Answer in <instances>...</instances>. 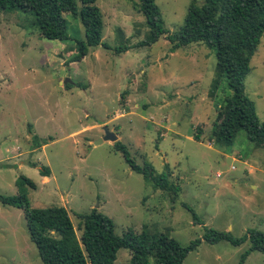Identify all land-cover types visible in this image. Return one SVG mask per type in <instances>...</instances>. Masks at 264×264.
<instances>
[{"label": "rangeland", "instance_id": "obj_1", "mask_svg": "<svg viewBox=\"0 0 264 264\" xmlns=\"http://www.w3.org/2000/svg\"><path fill=\"white\" fill-rule=\"evenodd\" d=\"M154 2L172 33L183 25L190 2L202 0ZM94 4L104 47L87 48L79 61L76 42L84 36L78 18L63 16L68 39L56 41L39 36L30 14L0 12V195L23 193L30 208H64L76 236V215L90 209L108 217L117 236L131 229L166 235L181 246L199 238L203 226L233 237L248 229L264 233V145H252L243 131L230 145L207 139L230 95L223 78L214 96L208 94L213 52L199 43L169 52L164 37L137 47L147 25L135 0ZM121 47L127 49L114 52ZM243 84L264 122V33ZM197 126L199 141L193 139ZM103 127L136 164L168 175L179 188L174 201L130 171L113 142L94 144ZM20 177L34 187L19 184ZM247 248L201 242L182 264H238ZM128 260L120 249L113 264ZM0 264H41L22 212L1 204ZM243 264H264V256L251 252Z\"/></svg>", "mask_w": 264, "mask_h": 264}, {"label": "trees", "instance_id": "obj_2", "mask_svg": "<svg viewBox=\"0 0 264 264\" xmlns=\"http://www.w3.org/2000/svg\"><path fill=\"white\" fill-rule=\"evenodd\" d=\"M96 0H0V12L19 10L32 16V25L39 36L46 40L68 39L64 15L78 18L84 40L76 42L77 55L81 60L87 51L101 43L102 20ZM135 8L147 25V31L137 47H149L159 38L169 43V52L192 43H199L211 50L215 58L214 78L208 91L214 96L221 78L226 82L230 95L225 96L218 107L215 122L208 141L214 145H230L236 133L243 131L249 143L264 145V122L259 123L255 107L244 94L249 62L256 52L264 33V0H202L197 6L188 5L183 25L169 33L164 28L154 0H135ZM127 47L116 48L115 53ZM201 130L195 127L193 139L200 140ZM113 149L123 157L130 171L139 174L153 190L168 193L174 201L179 188L168 180L165 173L155 174L149 164H136L130 159L126 147L116 141ZM39 171L42 177L49 174L47 168ZM19 184L33 188L32 182L20 177ZM0 204L20 210L26 222L29 241L35 246L41 264H113L116 252L127 250V264H182L185 257L196 250L201 242L216 244L225 241L233 247L248 243L240 255L238 264H243L247 255L257 252L264 256V233L248 229L240 237L228 232L216 231L203 226L202 234L181 246L166 235L136 233L131 229L119 236L113 232L108 217L90 209L78 218L75 235L66 210L62 207L30 208L25 194L0 195ZM195 224H200L194 212L182 205Z\"/></svg>", "mask_w": 264, "mask_h": 264}, {"label": "water", "instance_id": "obj_3", "mask_svg": "<svg viewBox=\"0 0 264 264\" xmlns=\"http://www.w3.org/2000/svg\"><path fill=\"white\" fill-rule=\"evenodd\" d=\"M63 84H65V82H63ZM103 130H104V136L101 139H99L98 141L94 142V144L100 143L102 141H111L113 143L117 141V137L113 131L110 132L105 127H103Z\"/></svg>", "mask_w": 264, "mask_h": 264}]
</instances>
